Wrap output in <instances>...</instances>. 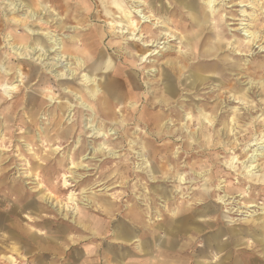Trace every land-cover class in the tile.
<instances>
[{
  "label": "rangeland",
  "instance_id": "obj_1",
  "mask_svg": "<svg viewBox=\"0 0 264 264\" xmlns=\"http://www.w3.org/2000/svg\"><path fill=\"white\" fill-rule=\"evenodd\" d=\"M21 1L36 10L37 1L54 10L57 19L68 28L56 33L63 42L66 37L62 35L70 36L94 49L96 37L98 39L100 35L102 42L95 47L99 50L90 64L100 63L104 70L106 62L113 68L127 63L122 62L120 57L126 52L121 50L126 47L125 42L111 34L113 30L109 23L120 15L111 0ZM115 1L125 7L129 4L127 0ZM142 1L144 12L166 21L165 25L173 35L193 36L196 29L193 17L188 16V10L183 9L180 0ZM187 1L195 6V15L200 22L204 15H210L207 0ZM248 3H253V8H249ZM5 4L0 0V64L10 74L4 82L16 89L10 87L7 96L0 89V264H79L84 256H88L86 251L89 253L92 248L100 247L102 240H113L111 236L97 235L95 230L92 232L89 229L91 217L104 221V226L112 218L110 229L117 232L120 226L125 225L123 221H116L118 215L129 218L132 213L139 214L145 227L158 232L156 225H161L159 229L171 228L174 222L166 223L167 217L182 213L177 220L182 218L185 224L195 220L200 225V231L205 233L196 245L201 243L202 238L209 241L212 230L226 232L230 229L243 236V231L249 229L246 226L254 227L253 223L264 215V182H250L244 175L231 169L226 171V168L233 158L235 167L239 168L248 159L251 153L248 150L254 149H249L248 145L254 139L258 143L263 141L264 116L260 115L264 107V84L260 83H264V0H215L213 14L199 30L202 40L197 41L194 55L189 44H179L178 39L160 44L157 48L141 47L142 52L156 50L159 53L149 58L151 64L138 75L141 90L125 94L121 104L112 100L111 111L115 119L112 116L103 117L102 114L107 112L102 105V96L99 101H94L86 94L85 102L91 108L88 110L81 108L75 98L63 91L66 86L79 89V78L84 72L77 74L72 82H58L34 59L18 60L9 52L6 35L9 32L24 35V32L21 28L15 31L7 24ZM24 11L25 8L18 15ZM133 20L138 22L137 17ZM240 23L245 26L237 25ZM155 27L152 23L139 24L138 35L144 28L146 35L147 30ZM244 31L256 33L262 41L251 45ZM65 42L67 55L82 57L79 42ZM116 43L121 45L117 44V48L112 49L110 44ZM230 44L237 47L241 54L235 55L230 51ZM211 45H215V53L210 57L202 56L208 50V53L212 52ZM161 47L166 51L161 52ZM102 50H105L103 59ZM135 53L131 52L130 56ZM183 56L191 58L187 65L194 62L192 68L180 62ZM135 65L138 64L134 63L133 67ZM256 65L262 66L261 72L254 73L252 67L254 69ZM18 67L23 68L21 76L17 74ZM176 67L180 71L175 72ZM124 71L137 75L134 70L127 69L122 70L121 75ZM166 74H174L173 78L179 85H176L178 95L162 109L175 107L179 117L170 118L165 112L164 121L158 123L159 128H152L148 126L149 118L158 110L154 106H158L160 98L145 101L144 96L149 94L151 97V86L161 87ZM90 75H95L96 80L101 78L104 84L119 77L105 71ZM194 77L201 78L203 82L197 89L185 91L183 86H188L187 81ZM250 82H253L252 87ZM126 90L129 89L124 88ZM231 90L238 91L239 96L247 95L246 100L253 101L257 108L248 111L237 103H227L233 93ZM195 91L198 94L192 95ZM190 97L201 101L194 107L189 106L193 110H183V104H191ZM182 100H186L185 103ZM144 106L149 108L142 112ZM131 108L134 110L130 111ZM235 110H238V120L231 132V126L226 125ZM198 111L205 112L212 124L203 123ZM186 113L191 115V120H185ZM252 118L258 119V123L250 124ZM122 120L125 122L123 125L120 124ZM92 129H97L99 135H93ZM164 132L171 137L155 143ZM234 138L239 139L235 152L227 145ZM173 139L178 141L171 143ZM179 140L186 144H181ZM131 142L137 145L132 147ZM100 145H103L102 151ZM223 145L225 153L219 149ZM157 147L165 148V151L158 153ZM177 151L180 153L179 168L173 170L172 164H168L162 169V155L168 152L166 157L173 158ZM209 152L213 162L207 160ZM139 153L145 161L148 160L152 170H156L155 180L150 179L152 174L139 175L137 166L142 160ZM261 154L253 163L258 175H264V151ZM166 169L170 172L168 179L164 180ZM217 169L219 172H216ZM220 169L227 174H221ZM196 173H201L202 177L196 178ZM177 174L186 179L185 185L178 186L174 182ZM204 186L210 187L206 197L202 198L197 193L205 192ZM225 194L231 198L225 203L228 205L217 201L218 196ZM248 205L254 207L247 209ZM106 208L111 212L106 213ZM181 209L187 211L183 214ZM193 226V231H197L198 226L194 223ZM125 228L130 229L133 236L138 234L131 227ZM126 236L130 238L129 234ZM191 241L186 244H194V240ZM238 248L235 254L231 253L232 261L238 259L242 260L238 264H245L244 259H247L249 264H264L262 260H257L258 254H250L257 249L247 239ZM230 249L231 252L234 250ZM96 256L92 255L94 259Z\"/></svg>",
  "mask_w": 264,
  "mask_h": 264
},
{
  "label": "bare ground",
  "instance_id": "obj_2",
  "mask_svg": "<svg viewBox=\"0 0 264 264\" xmlns=\"http://www.w3.org/2000/svg\"><path fill=\"white\" fill-rule=\"evenodd\" d=\"M1 1H3V3L6 2L5 5L7 8V11L4 10V13H5V17L7 19V24H9L10 27H13V29L15 31L17 29L21 28L24 32V35L13 34V32H9L8 35H6V37H5L6 46H7V49L9 50V52L11 54H13L14 56H16L18 60L20 59V60H24V61H27V60L30 61L31 59H34V61L38 62V65H41L46 70H48L49 73H52V76L55 79H57L58 82H63V81H67L68 83L72 82V81H74L73 79L75 78V76L77 74L79 75L81 72H84L80 75V78H79V85L81 86L79 89H75L73 87L66 86V88H63V91H66L65 93H67V94L71 95L73 98H75V101H77L78 105L81 108L88 109V110H90L91 108L85 102L86 97H87L85 95L87 94L90 96V98H92V99L94 98L93 99L94 101H96V100L99 101V97L102 96L101 97L102 105L107 112V113L102 114L103 117L108 118V116H112L114 119L116 117L113 115V112L111 111V108H113L112 100L116 101V104H118V103L121 104L120 100L124 96H126L127 94H133L135 91L141 90L142 86L138 82V75L140 74L141 71H143V69L146 68V66L151 64L149 58L153 57L154 55H157L159 53V52H156V50H151V51L148 50V51L142 52L141 47L147 48V49L148 48H157L158 45H160V44H165L167 42H170L173 39H178L179 44L188 43L190 46V49L192 50V54L194 55L195 53H194L193 49L196 47L197 41L202 40L200 38L201 33L199 30L202 29L203 23L204 24L207 23V21L209 20V16H211V14H213L214 2H215V0H207L206 1V5L208 6V13L210 11L211 12H210V15H204L203 20L200 22L198 20V17L195 15L196 14L195 6L190 1L180 0L179 4L183 5L182 6L183 9L188 10V12H187L188 16L191 15L193 17L192 21H193V24H195L196 29H195L193 36L186 37V36L180 34V36L176 37L175 35H173L171 33L169 28L165 25L166 21H164V20L161 21L159 19H156V18H154V16L147 15L144 12V9H143V6L145 5L144 1H142V0H127L129 4L127 7H125V6L121 5V3L119 1L111 0L112 4L113 5L115 4V8L117 9V11L120 14L117 18H114L116 20L112 19V22L109 23V26L113 30V32L111 34L114 35L115 37L121 38V40H123L125 42L123 44L126 47L122 48L121 50L126 51V52L124 53L123 56L121 55L120 57H121L122 62H127V63L129 62V64L124 63V65H122L121 67H114L113 68V66H111L109 64V62H106L108 64H106V67L103 70L100 63L99 64H93V65L90 64V63H92V61L94 59L95 53L98 52V50H99V49H95V47H97L102 42V41H100V40H102V37H100V35L98 36V39L96 37V43L94 42L95 43L94 49L90 48L89 45L84 44L82 41H78L82 45V48L79 51V53H80V55H82L83 58L82 57L80 58L78 56L76 57V56H72V55H67L66 54L67 51H66L65 46H64L65 43L67 45V42H65V41L67 40L71 44H74L77 41H76V38L74 39L70 36L67 37L65 35H62V37L63 36L66 37V40L63 42L62 38L60 39L57 37L56 33L58 31H63V29L68 30V28L65 27L64 25H62L61 20L57 19V15H56L54 10H51V8L42 4L41 2H40L41 3L40 4L38 1H37V5H36L38 10H36L33 6H30L29 4L22 2L21 0H17L15 2H10V0H1ZM46 1L53 3L56 0H46ZM247 6H249V8H251L253 6V3H248ZM24 8H25L24 13L21 15H18V13L21 10H24ZM50 17H51V19H50ZM134 17H137L138 22L133 20ZM155 20H156V22H155ZM147 23H152V25H154V26L156 25V27L154 29L147 30L146 35L143 32L146 30L144 28V29H142L143 31H141L142 34L138 35L139 34L138 25L139 24H147ZM172 23H174V21H172ZM237 25L245 26L244 23H240ZM33 27H35V28H33ZM156 33H158V34L156 35ZM244 36L248 39L247 42L250 43L251 45H254V46L259 44L260 41H262V39L259 40L260 36H258L256 33H253V32L244 31ZM97 40H99V41H97ZM161 40H164V41L162 43H159L158 41H161ZM29 42H30V44H29ZM128 42H134L135 44L132 43L128 46V44H127ZM117 44L121 45V43L110 44V47L112 49H115V48H117ZM215 45H211V47H210V50H212V52L208 53L209 52V50H208V52L203 53L202 56L210 57V55H213L216 51ZM229 46H230L229 50L234 52L235 55L241 54L240 51L237 49V47H235L232 44H230ZM258 47H259V45H258ZM263 48L264 47H262V49ZM127 50L129 52H127ZM106 51H107V48H106ZM133 51H135L137 53H135L131 57L130 55H131V52H133ZM160 51L164 52L166 50L164 47H161ZM104 54H105V50H102L101 51L102 59L104 57ZM135 57H136V59H135ZM133 59H135V61ZM192 59H194V58H192ZM189 60H191V58H187V57L183 56V58L180 59V62L183 63V65L185 67H187V68L191 67L192 68L194 66V64H193L194 62L187 65V62ZM134 63L138 64V65H135V67H137L139 70H136L135 67H133ZM232 67H234V65H232ZM261 68H262L261 65H256L254 69L252 67V70L254 71V73H258V72H261V70H260ZM22 69H21V67H18V69H17V74H19L20 76L23 74ZM58 69H62V71L58 72L57 71ZM126 69L127 70H134L135 72H137V75H136V73L129 74V72H125V71L123 72V75H121L122 70H126ZM170 69H172V68H170ZM85 70L89 71L90 73L101 72V71L111 72L113 75H116L119 77L116 80H111V81L109 80V82H107V84H104L103 82L100 81L101 78L96 80L95 75L91 76L89 72L85 73ZM247 70H248V68H247ZM7 71L8 70L2 64H0V89H3L5 96H7V92H8L7 90L10 87H11L10 89H12V90L16 89L15 86H11V85L8 86V84L4 82L5 81L4 79L6 78V76L10 75ZM174 71L178 72V71H180V68L176 67L174 69ZM29 74L33 75L31 72ZM173 75L171 74L170 76H168L166 74L164 80L162 81L163 82L162 86L161 87L158 86L159 88L157 86H151L152 93H153L152 96L149 97L150 96L149 94L144 96L145 101L160 98V100L158 101V106H154V109L158 108V110L156 112H154V114H152L149 118L148 126H151L152 128H159L158 123L164 121L165 112H167L169 114L170 118L179 117V113L175 110L176 109L175 107H171L169 109H162L164 107H167L169 105V103L172 102V100L175 99L176 96L178 95V93H177L178 90L176 88V85H178V83L175 80V78H173ZM101 76H105V75L101 74ZM222 77H225V74H222ZM27 79H29V77H27ZM202 82H203V80L201 78L194 77V79L188 80L187 81L188 86L185 85V87L183 86V88L185 91L190 92V89H197L196 87H198L199 84H201ZM249 84H250V87H252L253 82H250ZM260 84H264V83L262 82ZM188 87H189V90H188ZM124 88H128L129 90L124 91ZM262 88H263L262 91L264 92V86H262ZM231 92H233V93L230 96V99H228L227 103H229V102L237 103L238 105H241L242 108H244L248 111L254 110L257 108V104H255L253 101L246 100L247 95L239 96L238 95L239 92L236 90H231ZM196 94H198L197 91H195L194 94H192V95H196ZM190 99H191L190 105L185 103L186 100H182V101H184L183 103H185V104H183V108H184L183 110H185L186 108L188 110H191L192 108H190L189 106L194 107L195 103H198L201 101V100L192 99L191 97H190ZM138 100H139V98H138ZM152 104H154V103H152ZM148 108H149L148 106H144L142 109V112H144L145 110H148ZM132 110H134V108L130 109V111H132ZM198 112H199L201 121L203 123L212 124V120L209 119V117L207 116V114L205 112H203V111H198ZM233 114H234L233 115L234 117L232 116L228 125H226V127L231 126L230 127L231 132L234 131V126L237 125L238 110H235L233 112ZM261 116H264V107L261 109L260 117ZM191 118L192 117L189 113L185 114V120L186 121L191 120ZM127 120H130V119L128 118ZM257 120H256V118H252L250 124L258 123V122H256ZM124 123H125L124 120H122L120 124L123 125ZM164 127H165V125H164ZM91 131L93 132V135H99V131L97 129H95V130L92 129ZM222 132H223V130H222ZM170 133H172V132H170ZM234 133H236V132H234ZM165 134H166V132H164V134L161 133L158 136L155 143H158L159 140L171 137L169 135L167 137ZM190 139H192V138H190ZM261 139L263 141L260 143H258V141L256 139H254V141H252V143L250 145H248L249 149L250 148H254V149L248 150L251 153L249 152L250 155L248 156V159L246 160V162L241 163V166L239 168H236L235 167L236 162L235 163L233 162V160L235 158H233L231 160V162L227 165L228 168H226V171H227V169L228 170L231 169V170H233L234 173L244 175L248 179V181H250V182L261 181L263 183L264 182V175H261V174L258 175V172L256 171L257 167L253 165V163H255V158L263 155L261 153H262V151H264L263 150L264 146H262L264 144V135L261 136ZM177 141H178V139H173L171 143H174ZM179 142H181V144L185 143L182 140H179ZM103 145H104V143H103ZM130 145L133 147L137 144H135V142H134V144L132 143ZM227 145L230 147V149L233 152H235V150H237V147L239 145V139L234 138L232 140V142H229ZM102 146L101 145L99 146L101 149L100 151H102V149H103ZM193 146H194V144H193ZM224 148H225V145H223L222 147H219V149L222 150L223 152L225 151ZM143 149H144V146H143ZM206 150H209V149H206ZM159 151L164 152L165 148L159 147L157 149V152L159 153ZM167 154H168V152H166L162 155L161 160H164L163 164H162V169H165L168 166V164L169 165L172 164L173 170L175 168H179L178 167L179 156H180L179 151H177L175 154V155H177V154L178 155L177 156L174 155L173 158L166 157ZM211 154H212L211 152L208 153V155L210 157L207 158V160H210V162H213V159L211 158ZM138 156L142 159V160H140L141 163H139L137 166V170H138L139 175H143V173L152 174L149 177L151 180H155L156 178H155L154 173H156V170H152V167L148 163V160L145 161V158L141 153H139ZM262 158H264V157H262ZM218 170L219 169H217L216 172H219ZM157 171L160 172V168H157ZM169 172H170V169L164 170V174H165V177L163 178L164 180L168 179L167 176H168ZM223 172H224V174H227V172H225V170L220 169V173L222 174ZM195 175H196V178L202 177L201 173H198V174L196 173ZM174 182H176L178 184V186H181V185L186 184V179L182 175L177 174ZM257 184H259V183H257ZM209 187L210 186H204L205 192H203V193L199 192L197 194H199L202 198L206 197L207 193L209 192L208 191ZM177 188H179V187H177ZM229 200H231V198H228V196L226 194L224 196H220V197L218 196L217 197L218 203H222L223 205H228L225 203H227ZM253 207H254L253 205H248L247 209L253 208ZM186 211L187 210L181 209V212H183V214ZM105 212L106 213L111 212V209L106 208ZM181 214L182 213H179V215H181ZM179 215H177V213H175V215H172L173 216L172 218L167 217L168 218L167 219L168 221H166L167 223H170L172 221L175 223V226L173 227V229H177L179 227L180 223L183 224V222L184 223L186 222L185 220H181L180 223H179V221L177 222V218L179 217ZM136 216L139 217V214H137ZM139 249H141L140 246H139Z\"/></svg>",
  "mask_w": 264,
  "mask_h": 264
},
{
  "label": "crops",
  "instance_id": "obj_3",
  "mask_svg": "<svg viewBox=\"0 0 264 264\" xmlns=\"http://www.w3.org/2000/svg\"><path fill=\"white\" fill-rule=\"evenodd\" d=\"M111 219L106 221L104 226L102 224L104 221L90 218L89 229L92 232L95 230L97 235L111 236L113 240L110 242L102 240L100 247L92 248V252L90 250L89 253L86 251L88 256H84L79 264H238L242 260L232 261L231 253L235 254L244 239L250 241V244L257 249L250 254H258L257 260L264 262V215L253 223L254 227L246 226L249 229L245 228L247 230L243 231V236L230 229L226 231L227 235H224L225 230H212L210 240L205 241L202 238L201 243L197 245L196 243L205 233L200 231V225L195 220H191V224L184 222L182 224L181 218L178 219L177 222L179 221L180 225L176 230H173L175 223L171 228L162 227V229H159L161 225L159 227L156 225L157 232L150 229L151 227H145L143 220L134 213L129 218L118 215L116 221H123L125 225L114 232L110 229V224H113ZM192 222L198 226L197 231H193ZM125 227L135 229L138 234L133 236L131 230ZM126 234H129L130 238ZM221 238L224 240H220ZM128 240L131 241L128 242ZM191 240H194L195 245L191 243ZM187 241H191L189 245L186 244ZM111 246L114 247L111 248ZM106 247L107 249H102ZM230 248L234 250L231 252ZM93 254L97 255L95 259L92 257ZM244 260L245 264H249L247 259Z\"/></svg>",
  "mask_w": 264,
  "mask_h": 264
}]
</instances>
